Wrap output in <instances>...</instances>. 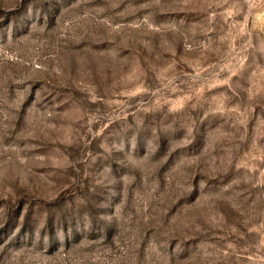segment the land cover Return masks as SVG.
I'll return each instance as SVG.
<instances>
[{"label": "rangeland", "instance_id": "1", "mask_svg": "<svg viewBox=\"0 0 264 264\" xmlns=\"http://www.w3.org/2000/svg\"><path fill=\"white\" fill-rule=\"evenodd\" d=\"M0 264H264V0H0Z\"/></svg>", "mask_w": 264, "mask_h": 264}]
</instances>
